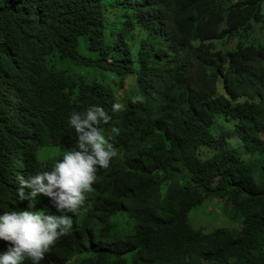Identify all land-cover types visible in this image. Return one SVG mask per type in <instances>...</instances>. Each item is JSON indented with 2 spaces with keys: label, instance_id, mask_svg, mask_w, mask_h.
I'll return each instance as SVG.
<instances>
[{
  "label": "trees",
  "instance_id": "1",
  "mask_svg": "<svg viewBox=\"0 0 264 264\" xmlns=\"http://www.w3.org/2000/svg\"><path fill=\"white\" fill-rule=\"evenodd\" d=\"M89 105L117 156L41 264H264V0H0V206ZM209 200L240 228L195 229Z\"/></svg>",
  "mask_w": 264,
  "mask_h": 264
},
{
  "label": "clouds",
  "instance_id": "2",
  "mask_svg": "<svg viewBox=\"0 0 264 264\" xmlns=\"http://www.w3.org/2000/svg\"><path fill=\"white\" fill-rule=\"evenodd\" d=\"M119 14L111 10V15ZM132 103L142 102L133 95ZM125 109L122 102H114L111 112ZM111 116L99 105H89L83 111H72L67 123L76 134V147L64 151L50 169L34 175L17 174L18 200L28 201L29 210L0 209V264H41L50 247L65 235L82 217L85 194L91 190L99 169H106L117 156L113 144L99 127L108 124ZM112 133L118 129L111 128ZM37 197H41L38 203ZM68 234V238L70 237Z\"/></svg>",
  "mask_w": 264,
  "mask_h": 264
},
{
  "label": "rangeland",
  "instance_id": "3",
  "mask_svg": "<svg viewBox=\"0 0 264 264\" xmlns=\"http://www.w3.org/2000/svg\"><path fill=\"white\" fill-rule=\"evenodd\" d=\"M134 90L135 88L127 85L125 89H123V93L120 92V97L123 94L122 97L127 98V96H129ZM221 123L222 121H220L219 124ZM219 124L216 126L217 130L220 128ZM237 145V142L233 144L234 147ZM234 215L235 211L233 207L227 205L224 201L209 200L199 208L193 210L189 215V220L195 229H201L205 233H209L217 228H231L234 225L237 229H239L240 224H236L234 221Z\"/></svg>",
  "mask_w": 264,
  "mask_h": 264
}]
</instances>
